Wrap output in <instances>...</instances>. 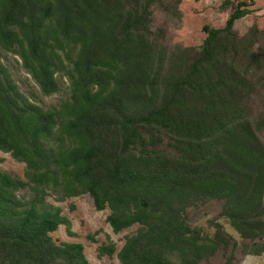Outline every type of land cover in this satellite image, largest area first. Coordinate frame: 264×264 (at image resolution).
<instances>
[{
  "label": "trees",
  "instance_id": "1",
  "mask_svg": "<svg viewBox=\"0 0 264 264\" xmlns=\"http://www.w3.org/2000/svg\"><path fill=\"white\" fill-rule=\"evenodd\" d=\"M180 3L0 0V52L38 88L0 60V152L25 164L23 178L0 169V264H89L82 243L52 237L75 232L46 200L83 194L113 233L137 225L97 247L120 264L264 256V28L234 29L251 12L239 1L199 46L169 44ZM64 78L65 97L38 105Z\"/></svg>",
  "mask_w": 264,
  "mask_h": 264
},
{
  "label": "rangeland",
  "instance_id": "2",
  "mask_svg": "<svg viewBox=\"0 0 264 264\" xmlns=\"http://www.w3.org/2000/svg\"><path fill=\"white\" fill-rule=\"evenodd\" d=\"M223 0H181L179 5L181 11L180 21L163 20L162 16H158L157 20L163 22L166 35V43H179L183 46H199L205 33L202 26L207 24L218 28L225 24L229 14L239 1H245L249 5L251 12L234 22V29L239 34H243L247 29L256 23L260 28H264V0H230L228 12L219 10ZM163 20V21H162ZM0 60L6 67L11 78L14 80L18 88L22 92H27L30 88L38 90L36 84L21 66V60L17 55L12 53L0 52ZM68 80L63 79L60 90L57 93L48 96H41L38 105L46 108L51 104L57 103L61 98L65 97L67 92ZM0 169L12 175L23 178L25 164L14 159L9 153L0 152ZM19 195L22 192H18ZM46 200L53 205L59 206L62 215L71 221V229L75 232L74 236H68L64 225H60L56 232L52 233V237L59 241L80 242L84 245V253L89 264H120L116 254L112 256H98L97 247L101 243L113 242L119 249L124 243L125 236L135 233L137 225H132L119 233H113L111 227L106 221L109 209L96 211L92 199L89 195L83 194L77 197H70L64 201H56L53 197H46ZM74 206V209L71 208ZM213 214L216 212V205L211 203L206 206ZM93 235L94 241L88 238ZM215 264V262H211ZM240 264H264L263 255H246L243 256Z\"/></svg>",
  "mask_w": 264,
  "mask_h": 264
}]
</instances>
